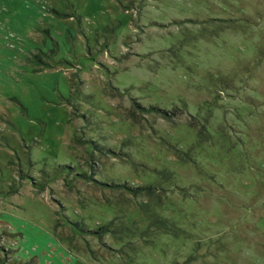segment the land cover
Masks as SVG:
<instances>
[{
  "label": "rangeland",
  "instance_id": "obj_1",
  "mask_svg": "<svg viewBox=\"0 0 264 264\" xmlns=\"http://www.w3.org/2000/svg\"><path fill=\"white\" fill-rule=\"evenodd\" d=\"M0 264H264V0H0Z\"/></svg>",
  "mask_w": 264,
  "mask_h": 264
}]
</instances>
